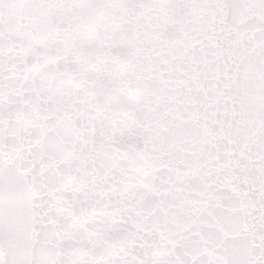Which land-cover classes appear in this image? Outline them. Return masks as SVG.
<instances>
[{"label": "snow or ice", "instance_id": "1", "mask_svg": "<svg viewBox=\"0 0 264 264\" xmlns=\"http://www.w3.org/2000/svg\"><path fill=\"white\" fill-rule=\"evenodd\" d=\"M0 264H264V0H0Z\"/></svg>", "mask_w": 264, "mask_h": 264}]
</instances>
